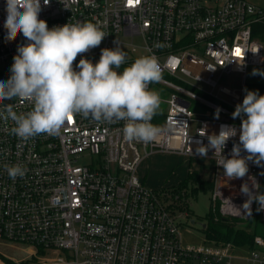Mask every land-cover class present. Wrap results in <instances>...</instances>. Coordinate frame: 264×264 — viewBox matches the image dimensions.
Returning a JSON list of instances; mask_svg holds the SVG:
<instances>
[{"label": "built area", "instance_id": "built-area-1", "mask_svg": "<svg viewBox=\"0 0 264 264\" xmlns=\"http://www.w3.org/2000/svg\"><path fill=\"white\" fill-rule=\"evenodd\" d=\"M43 6V0H41ZM5 0H0V80L7 81L22 35L5 42ZM39 18L49 28L65 23H99L108 33L100 46L84 54L93 63L101 49L116 44L127 53L123 67L141 56H155L162 70L149 88L161 104L151 123L160 129L156 139L142 143L125 139V121L97 123L76 115L59 136L41 134L27 142L11 134L13 123L0 120V240L27 247L45 256L41 264H264V239L239 255L232 243L207 241L199 248L184 247L171 195L146 188L138 175L141 163L155 152L200 158V144L220 125L239 129L231 114L242 103L247 69L264 65V43L254 26L264 23V9L247 0H50ZM80 57L74 62L78 63ZM240 74L235 88L225 83ZM13 104L18 114L32 110L31 102ZM167 107L165 110L163 107ZM220 108L219 119L214 118ZM230 139L223 155L230 158ZM242 155L246 153L242 152ZM215 160L212 191L214 210L226 218L249 221L264 211L241 192L254 177L264 192V167L249 162L243 179L227 180ZM88 158V161H81ZM26 169L23 178L10 179L5 165ZM253 191H255L253 189ZM216 207V208H215ZM29 255V253H27Z\"/></svg>", "mask_w": 264, "mask_h": 264}, {"label": "clouds", "instance_id": "clouds-1", "mask_svg": "<svg viewBox=\"0 0 264 264\" xmlns=\"http://www.w3.org/2000/svg\"><path fill=\"white\" fill-rule=\"evenodd\" d=\"M62 3L63 0H60ZM50 0H43V6ZM41 0H5V42L22 35L26 42L17 46V54L10 67L7 81L0 80V102L20 100L31 102L32 110L18 114L13 104L0 108V120L13 123L11 134L27 142L38 135L59 136L66 122L76 115L91 118L97 123L125 121L123 133L129 142L149 143L160 133L151 123L161 99L149 84L162 78L161 66L155 56H141L128 66L127 53L114 41V48L101 49L97 62L84 54L101 45L108 35L97 22L65 23L49 28L40 19ZM80 57L79 62H74ZM252 75L264 76V71L253 69ZM242 103L235 106L232 119L240 118L239 129L221 124L219 133H205L208 143L200 144L196 152L201 158L208 151L219 155L216 164L223 169L227 180L243 179L249 172V162L264 167V95L258 90L245 89ZM217 108L214 118L219 119ZM233 143L230 158L223 155L227 142ZM242 152L246 155H242ZM10 179L23 178L26 169L5 165ZM264 175V173H261ZM241 185L247 197L243 208L251 214V204L264 211V192L254 177ZM253 189L255 191H253Z\"/></svg>", "mask_w": 264, "mask_h": 264}, {"label": "rangeland", "instance_id": "rangeland-1", "mask_svg": "<svg viewBox=\"0 0 264 264\" xmlns=\"http://www.w3.org/2000/svg\"><path fill=\"white\" fill-rule=\"evenodd\" d=\"M256 7L264 9V0H247ZM253 69L264 71L263 66H250L247 69L246 84H264V76L252 75ZM242 78V75L235 74L230 78V81L225 83L231 88L237 87ZM167 107H163L165 110ZM83 161H88L84 158ZM198 172L200 176L209 182L215 180V161L210 158H195L190 159L181 154L155 152L148 156L140 165L138 175L143 180L146 188L159 191L166 190L171 187L178 186L184 181L190 172ZM223 173V169L219 171ZM184 201H188L187 213L180 215L176 213L177 222L180 228L181 241L184 247L199 248L208 244L207 239L202 231V219L210 210L212 204L211 191H200L197 196L193 197L190 193L185 197ZM172 202V201H170ZM194 221V223H192ZM260 225H264V221L260 220ZM239 227L248 231L252 230V225L247 222H241ZM19 245L11 242L0 240V264H27V261L37 260L36 264L48 262L50 259L48 254L44 256L28 251L27 247H18ZM241 252H248L247 247L240 249ZM29 253V255L27 254ZM52 260L56 259L57 254L51 255ZM11 262V263H8ZM180 264H196L195 261H182Z\"/></svg>", "mask_w": 264, "mask_h": 264}, {"label": "trees", "instance_id": "trees-1", "mask_svg": "<svg viewBox=\"0 0 264 264\" xmlns=\"http://www.w3.org/2000/svg\"><path fill=\"white\" fill-rule=\"evenodd\" d=\"M254 36L259 38L264 43V23L254 26ZM247 90H258L261 95H264V84L247 85ZM214 182L204 180L198 172H190L188 177L178 186L166 189L171 195V209L178 211H189L188 201H184L185 197L190 193L193 197L197 196L200 191H213ZM216 208V207H215ZM261 218L255 215L248 224L252 225V230L248 231L239 224L242 221L236 218H226L219 215L217 208L214 210L212 202L210 210L202 219V231L210 242L217 243H232L236 247L253 248L254 239L260 236L264 239V225H260ZM11 263V262H8ZM27 264H36L37 260L27 261ZM12 264V263H11Z\"/></svg>", "mask_w": 264, "mask_h": 264}, {"label": "crops", "instance_id": "crops-1", "mask_svg": "<svg viewBox=\"0 0 264 264\" xmlns=\"http://www.w3.org/2000/svg\"><path fill=\"white\" fill-rule=\"evenodd\" d=\"M205 158H210V159H214L213 157H210V156H208V157H205ZM200 159H202L201 157H200ZM204 159V158H203ZM145 160V159H144ZM215 161V160H214ZM241 249V248H240ZM240 249H238L237 251H238V254L240 255H243V254H245V252H241L240 251ZM238 264H242L241 262H238Z\"/></svg>", "mask_w": 264, "mask_h": 264}, {"label": "water", "instance_id": "water-1", "mask_svg": "<svg viewBox=\"0 0 264 264\" xmlns=\"http://www.w3.org/2000/svg\"><path fill=\"white\" fill-rule=\"evenodd\" d=\"M192 223H194V221H192ZM204 226V225H203Z\"/></svg>", "mask_w": 264, "mask_h": 264}, {"label": "snow or ice", "instance_id": "snow-or-ice-1", "mask_svg": "<svg viewBox=\"0 0 264 264\" xmlns=\"http://www.w3.org/2000/svg\"><path fill=\"white\" fill-rule=\"evenodd\" d=\"M70 122V121H69Z\"/></svg>", "mask_w": 264, "mask_h": 264}]
</instances>
